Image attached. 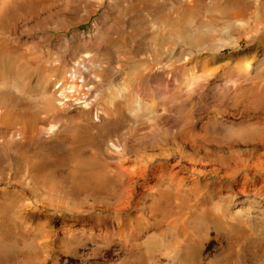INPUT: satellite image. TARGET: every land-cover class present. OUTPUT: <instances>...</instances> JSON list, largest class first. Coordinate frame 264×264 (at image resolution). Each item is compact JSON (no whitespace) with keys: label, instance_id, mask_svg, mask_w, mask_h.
I'll return each mask as SVG.
<instances>
[{"label":"bare ground","instance_id":"obj_1","mask_svg":"<svg viewBox=\"0 0 264 264\" xmlns=\"http://www.w3.org/2000/svg\"><path fill=\"white\" fill-rule=\"evenodd\" d=\"M57 1L0 6V187L14 188H0V264H41L52 246L76 261L78 223L99 233L91 253L105 262L112 254L124 256L119 264H200L213 230L228 253L210 264H264V65L251 81L254 68L234 55L246 41L264 62V2L148 0L151 67L100 91L104 69L88 52L99 28L71 36L79 47L55 73L38 48L9 37L20 21L53 14ZM251 196L245 212L231 210ZM98 212L111 221L91 217ZM54 215H68L61 245H47L44 224L25 229Z\"/></svg>","mask_w":264,"mask_h":264},{"label":"rangeland","instance_id":"obj_2","mask_svg":"<svg viewBox=\"0 0 264 264\" xmlns=\"http://www.w3.org/2000/svg\"><path fill=\"white\" fill-rule=\"evenodd\" d=\"M260 1V4L264 2V0ZM3 2H10V0H0V6ZM158 2L164 5L169 1L158 0ZM61 3L62 0H58L56 10L52 12L53 14L44 18L40 22H36L35 20H31L29 22L20 21L18 23L19 30H17V34L14 33L9 35L11 40L13 42L20 41L21 43H31L32 48H38V51L45 55V66L55 73L57 67L60 65V62L65 59L64 56L66 52V57H68L69 55L75 53L74 50L79 47V45L72 47L70 44L71 36L73 34L87 36L89 34H93L97 31V28H99L100 32L96 38L94 47L93 49L90 48L88 52L89 54L96 56L95 62L100 63L101 66H103L102 69H104V71H101L102 82L97 87L100 91H103V89L106 88V84H108L111 79H113V83H116L117 81H122L123 78H127L129 73L144 74L148 72L151 67L149 61L147 62L150 54L145 44L152 36V22L156 20L154 17V10L151 8V3L148 2V0L134 1L133 3H129L128 1L122 2L119 0H80L79 2L67 0V6L64 9L59 8ZM111 8L114 9L112 10ZM160 22L161 21H159V23ZM23 30L24 32L22 33ZM21 35L22 37H20ZM259 50L261 49H257L256 45L251 46L245 41L240 50L236 51L234 54L236 58L246 59L251 69L254 68L250 73L251 81H254V78L258 76L257 72H260V66L264 65V62L262 63L260 61L262 56ZM226 53H228V58L232 56L230 55V50ZM200 62H202V60ZM142 84L143 86H147L146 81H142ZM241 85L248 87L249 82H242ZM209 102L211 103V101ZM196 118L201 119L203 118V115L201 116L200 114H196ZM258 118L261 123L264 124V111L260 113ZM225 120L229 121V123H237L239 121L237 117L232 118L229 116L225 117ZM242 149L246 150L247 148L245 147ZM258 152L260 154H264V145L259 147ZM261 178H264V175L261 176ZM197 180L204 181L209 184L214 182L215 178L197 177ZM223 185L224 183L213 189L214 191L219 190L217 192V199L224 198L226 195ZM0 188H6L8 190L14 189L12 186L6 185L1 186ZM249 198L250 201L245 204L240 206H231V210L233 212H245V208L251 203V200L254 199L252 196ZM28 202H31L30 199L25 200V203ZM260 203L264 206V202L262 200ZM255 209H257V207ZM252 212L255 214L254 211ZM43 214L49 215L47 212H43ZM54 217H56V215H54ZM67 217L68 215H64L61 218L56 217L54 218V220L56 219L55 222L51 221L50 218L47 217H42L40 222L29 220L27 221L28 223L25 229L40 228L42 227V224H44L43 226L46 229H51L53 231L51 237L48 236L44 239H49V243H47V245H61V242L64 238L68 237L70 232H64L61 229V226L64 225V219ZM91 217L102 221H111L108 216L99 212L91 215ZM81 228H85L88 231L84 232ZM72 229H76L71 231H76V238L82 245L78 249L76 261L71 260L65 255L59 254L58 247L52 246L51 251L45 254L44 260L41 264H119L121 260L124 259L123 255L117 259V257H113L112 254L106 262L104 259L101 260L100 257L94 259L91 253V247L92 245H100L99 241L96 240L99 238V233L95 231L93 232L91 223H78L72 227ZM155 230L158 229L153 227L152 229L144 232L140 235V240L143 241L145 236L151 235L156 232ZM64 233H66V235H64ZM92 235H94V238H92ZM51 240L57 241L53 242ZM160 240L161 238L153 239L152 245H158ZM202 245H204V247L201 251L200 264H210L212 260L228 253L222 246H220L225 245V243L223 244L219 241L213 230L209 231L207 238L204 239ZM87 249H89V251H86ZM114 249L119 252L118 247ZM115 250L113 251L116 252ZM4 264L20 263L17 260H13Z\"/></svg>","mask_w":264,"mask_h":264}]
</instances>
